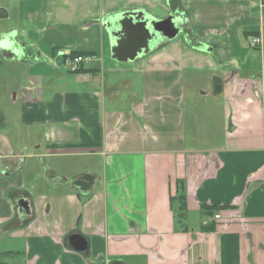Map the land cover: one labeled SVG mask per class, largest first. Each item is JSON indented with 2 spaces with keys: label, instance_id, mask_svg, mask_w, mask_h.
<instances>
[{
  "label": "crops",
  "instance_id": "0c3cea01",
  "mask_svg": "<svg viewBox=\"0 0 264 264\" xmlns=\"http://www.w3.org/2000/svg\"><path fill=\"white\" fill-rule=\"evenodd\" d=\"M130 9L185 31L119 60L102 20ZM1 32L27 55L0 50L26 76L0 116V257L264 264V0H3Z\"/></svg>",
  "mask_w": 264,
  "mask_h": 264
},
{
  "label": "water",
  "instance_id": "95a60500",
  "mask_svg": "<svg viewBox=\"0 0 264 264\" xmlns=\"http://www.w3.org/2000/svg\"><path fill=\"white\" fill-rule=\"evenodd\" d=\"M111 39L121 38L118 46L112 45L111 52L113 57L119 60L134 59L145 54L149 48H153L162 39H172L184 33L185 29L180 25V18L169 14L161 20L156 19L143 9L120 10L108 14L102 20ZM14 32L0 33V50L11 51L14 59H19L22 51L18 46ZM3 43H8L9 47ZM27 55V54H25ZM24 55V56H25ZM19 206L26 208V201H21ZM73 247L82 251L85 247V240L79 235H72ZM0 264H6L0 260Z\"/></svg>",
  "mask_w": 264,
  "mask_h": 264
},
{
  "label": "rangeland",
  "instance_id": "374dc122",
  "mask_svg": "<svg viewBox=\"0 0 264 264\" xmlns=\"http://www.w3.org/2000/svg\"><path fill=\"white\" fill-rule=\"evenodd\" d=\"M2 1L3 0H0V4ZM60 51H64V49L58 48L56 54ZM59 57L62 66H64L62 57ZM25 77L26 76L23 74V66L20 64L2 63L0 55V116L1 118H5V122L7 123L6 128L8 129L12 128L19 120V106L22 101ZM221 112L222 105H219V113L217 114L219 122H222ZM216 131L218 130H215V132ZM0 260L6 264H13L10 257L2 255Z\"/></svg>",
  "mask_w": 264,
  "mask_h": 264
},
{
  "label": "built area",
  "instance_id": "2783aa9c",
  "mask_svg": "<svg viewBox=\"0 0 264 264\" xmlns=\"http://www.w3.org/2000/svg\"><path fill=\"white\" fill-rule=\"evenodd\" d=\"M249 42L250 46L254 48L259 46L260 39L258 37H252ZM69 54L70 52L60 51L57 54V57H62L64 66L69 69V71L71 70V72L77 71L80 66L88 64L95 59L93 54L77 55L73 57H71ZM215 218H219V215H216Z\"/></svg>",
  "mask_w": 264,
  "mask_h": 264
},
{
  "label": "flooded vegetation",
  "instance_id": "af4514ba",
  "mask_svg": "<svg viewBox=\"0 0 264 264\" xmlns=\"http://www.w3.org/2000/svg\"><path fill=\"white\" fill-rule=\"evenodd\" d=\"M17 38V37H16ZM18 41V40H17ZM3 45L4 46H7V47H9V44L8 43H3ZM18 46H19V48H20V50L22 51V54L20 55V57H22V58H24V55L27 53L26 51V49H24V46L21 44L20 45V43L18 42ZM19 57V58H20Z\"/></svg>",
  "mask_w": 264,
  "mask_h": 264
},
{
  "label": "trees",
  "instance_id": "16d2710c",
  "mask_svg": "<svg viewBox=\"0 0 264 264\" xmlns=\"http://www.w3.org/2000/svg\"><path fill=\"white\" fill-rule=\"evenodd\" d=\"M84 54H89V53H86V52H78V51H72L70 52V56L73 57V56H77V55H84ZM79 70H82V66L78 68ZM183 203V201H182Z\"/></svg>",
  "mask_w": 264,
  "mask_h": 264
}]
</instances>
